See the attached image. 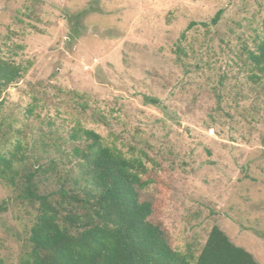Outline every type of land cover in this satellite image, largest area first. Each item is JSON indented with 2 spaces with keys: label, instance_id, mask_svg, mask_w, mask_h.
<instances>
[{
  "label": "rangeland",
  "instance_id": "rangeland-1",
  "mask_svg": "<svg viewBox=\"0 0 264 264\" xmlns=\"http://www.w3.org/2000/svg\"><path fill=\"white\" fill-rule=\"evenodd\" d=\"M263 21L264 0H0V55L22 68L0 153L20 145L50 191L92 129L153 171L175 249L196 257L217 225L264 264ZM20 192L0 178V264L28 249Z\"/></svg>",
  "mask_w": 264,
  "mask_h": 264
},
{
  "label": "trees",
  "instance_id": "trees-1",
  "mask_svg": "<svg viewBox=\"0 0 264 264\" xmlns=\"http://www.w3.org/2000/svg\"><path fill=\"white\" fill-rule=\"evenodd\" d=\"M248 58L264 72V21ZM21 77V66L0 55V107L3 91ZM70 135L81 145L72 148L73 166L56 175L50 191L42 190L37 168H27L20 145L0 153V178L20 187L37 211L19 264H259L217 225L196 257L175 249L161 218V188L153 171L140 158L105 144L92 129Z\"/></svg>",
  "mask_w": 264,
  "mask_h": 264
}]
</instances>
